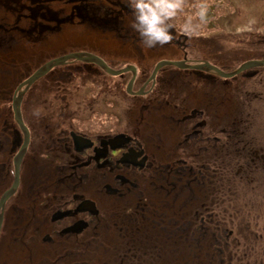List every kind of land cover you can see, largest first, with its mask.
<instances>
[{"label":"flooded vegetation","instance_id":"1","mask_svg":"<svg viewBox=\"0 0 264 264\" xmlns=\"http://www.w3.org/2000/svg\"><path fill=\"white\" fill-rule=\"evenodd\" d=\"M85 2L86 0H65L60 8L56 6L54 10L58 8L55 11L62 20L77 19L80 24H86L79 20L84 19L82 9L86 7L82 5ZM88 3L89 8L86 10H90L91 16L87 21L99 26V19L103 17L102 13L104 12L107 16L110 10L107 7L101 8L100 3L92 6L91 0H88ZM102 60L109 66L108 61ZM181 60H187L185 54ZM144 62V58L140 59V63ZM134 67L136 75L131 91L137 93L143 88V94L130 95L124 92L127 97L132 98L130 100H135V103L128 106L124 112L144 114L156 111L155 113L164 114L167 111L166 108L170 106L173 109L171 120L176 134L177 151L187 146L194 156L203 153L200 155L205 159L228 160L229 131L230 128L235 129V126L239 128L243 111L239 110L238 123L229 121L228 98L221 93H225L227 86L224 79H218L217 76L207 72L197 71V74L194 73L195 70L170 69L168 72L176 73L173 76L175 89L170 92L166 88L167 93L163 95L155 90L165 83L162 78L165 74H159L164 67L157 71L152 81H148L152 69L150 75L138 87L135 84L139 80V70L136 66ZM54 68L51 71H54ZM62 68L59 75L53 74L54 76L49 80L50 84H60L56 89H62L65 86V80L69 82V85L72 84L74 91L70 92V88L67 87L68 96H66L67 92H63L62 98L50 94L49 103L46 104L44 100L45 116L35 119L36 127L33 123L29 124L23 120L29 131V142L31 140L28 149L32 150L29 158H33V161L28 168H31L29 174H32V177L30 176L31 179L28 177L29 181L27 177L25 179L21 177L16 192L7 199L0 233L5 232V224L10 222L33 225L35 230L31 234L34 235L38 230L36 226L46 225L49 232L43 237L42 242L45 241L46 243L43 244L57 250L56 254L54 252L46 254H55L57 258L64 260L70 256L81 257L85 254L84 240L86 242L89 239L96 240L97 238L92 234L98 232L100 235L101 220L115 213V205L108 207L109 204L105 205L102 203L103 200L111 198L117 200L123 199L124 196H131V189L136 190L140 184L139 177L153 170L156 161L159 160L158 155L162 151V146L157 144L161 136L157 135L158 139L154 137L153 132L146 128L147 124L144 121L145 131L139 127L132 131H116L117 113L121 111L117 105L116 80L112 76L96 65L75 60L68 61ZM254 69L258 68L246 70L245 76H252L256 72ZM180 71L192 72L191 75H185ZM128 74L130 76L125 81L124 88L131 78V73L128 72ZM188 76L200 79L205 86L206 89L201 91L200 95L197 92H192L190 96L185 94L183 88L187 86L185 78ZM170 78L171 76H168L166 81ZM36 82L29 89L34 90ZM207 86L210 89L217 86V91L208 92ZM258 95L259 93L255 94V97ZM149 99L152 102L157 100L156 103H160L158 100H161L160 107L149 105L151 104ZM58 101H61L60 104H57ZM80 114L85 116L80 118ZM91 114L99 116L95 123L91 122ZM134 120L137 121L138 117ZM106 124H108L107 128ZM13 125V128L11 125L8 128L4 126L6 130L2 129L0 133V142L6 141L3 151H7L5 153L8 154H13L16 146L18 152L21 145L22 134L14 119ZM139 130L145 132L147 136ZM34 142L36 145L32 146ZM246 145L253 157L245 158L264 159V146L260 142L251 139ZM246 145L235 150H244ZM26 155L29 156L25 152L24 157ZM36 157L42 158L44 164L39 165ZM240 157L244 156L240 155ZM22 167L21 161L20 174H22ZM101 195L104 196L103 200ZM107 210H110V213ZM31 237L32 235L19 237V245L24 248L31 243ZM24 251L31 258L37 253L36 249Z\"/></svg>","mask_w":264,"mask_h":264},{"label":"rangeland","instance_id":"2","mask_svg":"<svg viewBox=\"0 0 264 264\" xmlns=\"http://www.w3.org/2000/svg\"><path fill=\"white\" fill-rule=\"evenodd\" d=\"M105 3L104 0H94L91 5L95 6L97 3ZM125 3V1L123 0ZM129 0L126 1L128 5ZM181 7L177 9L176 15L171 18V23L174 27V45L173 48L176 49V52L172 53H164L162 54L157 62L161 60H181L183 55H186V59L190 62H208L221 70L226 71L227 66L232 67V65L236 66L238 63L246 62L250 59H260V55H264V0H178ZM56 7V6H53ZM59 7V4H58ZM58 8H55L57 10ZM130 9V8H129ZM181 9V10H180ZM203 9V19L197 13H199ZM126 14L132 15L131 11L125 12ZM124 13H120L123 16ZM0 16L4 17L11 24L13 20L12 15L6 12L3 8H0ZM191 17V24L193 25V31L186 33L182 30V26L185 24L187 19ZM26 20L31 23V20L27 17L22 20H18L16 22V26H19L20 29H12L8 30L4 35L7 37L6 40L1 38L3 36L2 31L0 30V42L3 41L9 45V48L13 49L14 54L16 55V60L8 63V67L10 71H6L8 69H3L2 60H0V133L4 126L7 128L10 125V118H12L11 111V100L14 94V91L21 80L29 77V74L32 73L39 65L44 64L50 59L56 58L58 56H62L71 52H83V51H91V53L95 54H108L112 55L110 61L108 62L111 68L113 69H122L127 66H132L137 60L136 57L129 54L128 52H116L115 50L120 43L119 40L122 39L123 42H132L131 36L135 33L132 28L124 33L121 39H117L114 34L110 31H97L95 28L91 27L87 24H80L76 19L75 21H70V23H64L58 28L55 32L48 33L43 35V39L38 42L33 39L32 34H29L32 39H26V36L22 35L23 30L26 29ZM31 24H29L30 26ZM88 26V27H87ZM238 29H240L238 31ZM18 34V35H17ZM122 34V33H121ZM239 34V35H238ZM14 37V38H13ZM17 37V38H16ZM86 37V38H83ZM19 38V39H18ZM23 39V40H22ZM28 40V41H27ZM118 43V44H117ZM122 43V42H121ZM15 44V45H14ZM113 47L110 49L109 47ZM99 45V46H98ZM100 45L107 46L109 49L103 50ZM126 48L127 45H123ZM129 47V46H128ZM230 49L236 50L230 55ZM10 50V49H9ZM8 51V49H4L0 51L3 55V52ZM209 51V52H208ZM184 54H183V53ZM215 52H219L220 55H213ZM259 55V56H256ZM1 58V57H0ZM264 59V58H263ZM15 63L23 64L25 68L24 76H20L17 71H13V65ZM240 64V65H241ZM239 65V66H240ZM233 66V67H234ZM238 66V67H239ZM6 67V66H5ZM262 70H257L258 76L248 79L246 77V71L242 72L238 76L232 79H224L227 83L225 88V95L228 98V105L231 107H237L238 102H242L246 100V104L250 103L251 109L249 112L251 113L250 120L244 124L246 127H250V132L252 129L255 133V136L258 138V141L264 146V67ZM30 70V71H29ZM63 70L62 66L54 68V71H51L48 77H42L39 81L34 84V90L29 89L22 97L21 103V112L23 115V120L29 124L33 123L36 127L37 119L45 116V101L49 103L50 97L49 95L55 94L57 97L62 98L63 92H67L66 96H68L67 87L70 88L69 91L73 92L74 88L72 84L69 85V82L64 80L65 86L62 89H56L60 86L50 84V78L54 76L53 74L59 75ZM167 70H165L166 72ZM28 74V75H27ZM47 74L45 76H47ZM175 72H168L167 75L171 76L169 86H172L171 89H175V81L173 76H175ZM55 76V77H56ZM114 80H116L117 84V105L121 112L117 113V122H116V131L124 132L127 127V122H133L134 118H141L142 114L124 112L128 106L133 105L135 100H130L132 98L127 97L124 92L127 93L125 87V81L127 80V74L123 76H113ZM48 80V81H47ZM224 82V81H222ZM185 83L187 86L185 89L183 88L185 94L190 96L193 93L197 92L199 95L201 91H204L206 88L203 86V83L194 78L188 76L185 78ZM208 87V86H207ZM217 87V86H216ZM216 87H208V92L213 91L214 93L217 91ZM53 89V90H51ZM51 91V93H50ZM224 91V90H223ZM88 93V92H87ZM248 93V95H246ZM259 93L258 97L255 94ZM75 96V95H74ZM241 98L236 102L237 98ZM77 98V96H75ZM173 101V97L171 98ZM160 103H156V105L160 107ZM61 101H58L57 104H60ZM71 105H74L71 103ZM83 105V103L81 104ZM172 105V104H170ZM173 109H171V112ZM235 108L232 109L231 113H229L230 117L236 116ZM245 111H247L245 109ZM8 112V113H7ZM239 113V111H238ZM91 122L95 123L99 116L96 114H91ZM144 117L151 116L153 123L150 122V126H155L156 128L164 127V119L162 116L164 114H143ZM85 114H80V118H83ZM247 114L243 112L244 120L247 121ZM249 118V117H248ZM36 119V120H35ZM102 121V118L100 119ZM142 121H144L142 119ZM141 121V122H142ZM172 121V120H171ZM139 122V121H138ZM132 123V125H133ZM8 124V125H6ZM84 124V123H83ZM98 124V122L96 123ZM135 124V123H134ZM170 124V120H169ZM130 125V126H132ZM171 125V124H170ZM174 125V124H173ZM108 127V124L105 125ZM149 127L146 125V128L149 130ZM144 126L142 127L143 131ZM6 130V129H4ZM153 135L158 131L153 129ZM173 132V131H172ZM146 135L145 132H141ZM174 134V132L172 133ZM248 134V133H246ZM143 135V136H145ZM176 135V134H175ZM147 136V135H146ZM22 139V138H21ZM256 139V138H255ZM21 142V140H20ZM6 141L0 142V196L5 189H7L13 180V166H12V158L13 155L17 152V146L12 153H5L7 151H3L5 149ZM31 143V140L30 142ZM28 143V144H29ZM173 143V142H172ZM2 145V146H1ZM19 145V144H18ZM31 145V144H30ZM34 142L32 146H35ZM4 146V147H3ZM172 147V146H171ZM9 150V149H6ZM32 153L31 149H26V154L29 156H23L22 158V174L21 177L30 176L29 171L27 170L28 165L33 161V158L30 155ZM192 153V152H191ZM159 153V159L163 160L168 158L166 154L161 155ZM6 155V156H5ZM25 155V154H24ZM4 156V157H3ZM3 158V159H2ZM8 159V161H6ZM6 161V162H4ZM37 163L44 164L42 158L36 157ZM4 162V163H2ZM25 163V165H24ZM47 163V162H46ZM41 175V174H40ZM38 177V176H37ZM43 177V176H42ZM256 177V176H255ZM255 177L247 180L246 184L241 187V194L244 196H250L251 193L254 192V188H252V182L258 179L259 177ZM44 178V177H43ZM31 179V178H30ZM39 179V177H38ZM40 180V179H39ZM44 180V179H43ZM242 183V182H241ZM24 184V183H23ZM26 184V183H25ZM252 188V189H251ZM144 193L146 194V190L142 187ZM264 187L261 188L263 192ZM104 199V196L101 195V200ZM113 200V201H112ZM122 202V199L115 200L114 198L105 199L102 203L105 205L109 204L108 207L114 206L117 203ZM197 202V201H196ZM264 202V201H262ZM193 204H186V208L191 207ZM262 208V205H260ZM110 213V210H107ZM188 216H190L191 212H185ZM120 214V209L117 211L116 222L118 223V215ZM253 217L246 219L244 225L240 227L245 230L243 240L237 238L239 241V248L245 250L247 252L250 246L253 247V252L247 258V260H243L244 264H259L261 260V264H264V251L261 245V239H264V216L250 214ZM261 216V217H260ZM111 218V216L106 217ZM113 222V219H112ZM115 222V218H114ZM38 228L36 235L31 234L33 230H35L33 225H26L25 223H6L5 224V232L0 233V264H54L53 261L50 262H32L35 259H49L52 257L51 255H47V252L57 251L55 248L52 249L49 247L45 241L42 242L43 237L48 234V228L46 225L36 226ZM123 228H125V224L119 223L114 226L111 225L109 231L106 232L104 236H102L105 244L99 245V239H89L87 242L84 240V252L85 254L81 257H69L72 260H69V264H116L118 259V251L117 246L126 241V237L123 235ZM41 229V230H40ZM158 227H156V230ZM25 231L22 233V231ZM22 233V234H21ZM101 233V232H100ZM32 235L31 243L25 246L24 248L19 245L20 241L19 237H29ZM255 235H260L259 238H255ZM259 239V240H258ZM256 241V242H254ZM242 242V243H241ZM264 244V241H263ZM47 246V247H45ZM26 249H36L40 254L32 255V258L26 254ZM175 252L176 254L179 252ZM187 250H184V252ZM190 254V258L182 256L179 252V255L176 259L177 264H193V250L190 249L187 251ZM174 254V253H173ZM175 254V255H176ZM175 255H172L170 261L165 262V255L163 256L160 264H174L175 263ZM56 256V255H55ZM146 256V255H145ZM258 260H255L257 259ZM246 261V263L244 262ZM162 262V263H161ZM62 264L65 263V261ZM242 264V263H240Z\"/></svg>","mask_w":264,"mask_h":264},{"label":"trees","instance_id":"3","mask_svg":"<svg viewBox=\"0 0 264 264\" xmlns=\"http://www.w3.org/2000/svg\"><path fill=\"white\" fill-rule=\"evenodd\" d=\"M104 1L105 3L101 4L102 7H107L110 12L106 16L102 11V19L106 17L115 25H117L118 21L121 22V27H115L113 30L114 36L117 39H121L124 36L123 34L131 29L133 16L125 13L129 11L125 7L120 9V5L117 4L116 0L112 2L110 0ZM64 2L65 0H0V8H3L12 15L14 20L10 24L8 20L0 16V30L2 31L3 26L11 27V29H20L19 26H16V22L28 17L31 20V25H27L26 29H22L24 31L22 35L26 36V39H30L29 34L34 33L32 15L36 16L37 25L42 26L45 22L54 21L57 24L55 28H60L64 23H70L71 19L66 18L62 20L53 6H58L59 4L58 8H60ZM83 6L86 9L89 8L88 0H86ZM86 9H82L84 10L82 15H85L84 19L88 22L90 10ZM120 10L124 13L123 16L118 18L112 14L113 12L118 13ZM79 20L82 22L81 19ZM166 22L171 25L169 30L174 38V27L171 23V18ZM131 41L123 42L122 39L119 40L118 43L121 46H117L114 50L115 53L128 52L136 57L137 61L133 65L139 70L138 74L140 78L138 77L139 80L135 84L138 87L150 75L155 64L160 60L159 57L164 53L176 52V49L172 47L174 45L173 40L165 44V46L145 47L140 42L137 33L131 36ZM123 45H127L126 48ZM234 51L236 50L230 49V55ZM97 55L108 62L112 56L103 53ZM213 55L218 56L220 53L215 52ZM142 58L145 60L144 63H140V59ZM263 58L264 55H260V59ZM240 64L238 63L236 66L232 65V67L227 66L228 69L226 71L235 70ZM20 67L21 70H18L17 73L22 77L25 74V68L22 65ZM170 69L175 70L176 68L164 67L159 71L160 75L165 74L162 76L165 83L155 90L158 94L166 95V88L172 92V86L168 85L170 79L166 81L168 78L167 73ZM262 69H254L256 72L252 76H248V79L258 76L257 70ZM165 70L167 71L165 72ZM180 72L185 75H191L192 71ZM194 73L198 74L197 71ZM127 76L129 77L130 74L127 73ZM196 80L198 82V78ZM199 81L201 82L200 79ZM166 82H168L167 85ZM162 99L168 100L166 97H162ZM238 100H241V98L239 99L238 97L236 102ZM148 101L151 102L149 105L159 107L151 99ZM233 108L237 109L235 112L236 116H229L230 122L234 121V123H238L240 121V114L238 113L240 109L247 114V121L243 117L241 118V127L236 128L237 126H235V129L230 128L229 158L226 161L221 159H205L200 155L203 153L194 156L187 146L177 151L176 135L175 133L172 134L174 132V126L171 121L172 108L170 106L166 108L168 112L165 111L162 116L164 127L161 129L156 128L158 131L155 135L157 139V135L161 136L157 144L162 146L161 155L166 154L168 158L156 161L151 172L139 177L140 184L136 190L131 189L132 195L123 197L122 202L132 203L133 205V207L127 208L124 211L126 214V217L124 216L125 219H122L118 215V223L116 219L115 222H112L109 218L101 220L99 245L105 244L102 236L109 231L111 225L116 226L122 222L125 224L123 235L126 237V241L121 244V248L127 251V253L119 250L120 255L118 254L116 258L118 259L116 264H160L159 262L162 261L164 255L165 262H169L171 256L175 255V252L178 250H180L179 252L182 256L190 258V254L187 252L190 249L193 250V264H244L243 260H247L251 255L253 247L250 246L246 252L243 248H239V241L236 239L241 238L243 242L246 239L244 237L245 230L240 226L244 225L243 223L246 222L248 216L249 218L253 217L250 214L264 216V202H262L264 201V190L258 194L261 188L264 187V159L249 160V158H245L246 156L253 157L252 153L248 151L247 141L251 139H254V141L258 140L253 129L250 132L249 128L251 126H244L251 117V113L249 112L251 109L250 103L246 104V100H243L242 102H238L237 107L228 105V115ZM155 112L151 111L148 114H159ZM9 120L13 128L12 118ZM169 120L171 125L169 124ZM141 121L142 119L138 118L137 121L134 120L135 124L127 122L128 129L126 130L132 131L138 127L141 129L143 126V121ZM149 121L153 123L155 120L149 116ZM150 127L154 128L153 126ZM139 131L142 132L141 130ZM244 145H246L244 150H235ZM240 155L244 157L241 158ZM255 176L259 178L256 179ZM254 177L256 179L252 182L254 192L250 196L243 197L241 187L246 184L247 180H253ZM142 187L146 190V194ZM187 203L193 205L186 208ZM260 205H262V208ZM185 212H191L190 216ZM156 227H158L157 230ZM255 236L257 239L260 235ZM260 241L264 251V239ZM184 250L187 251L184 252ZM179 252L174 257V264H177L176 259ZM255 260H258V258ZM244 262L246 263V261ZM259 264H261V260Z\"/></svg>","mask_w":264,"mask_h":264},{"label":"water","instance_id":"4","mask_svg":"<svg viewBox=\"0 0 264 264\" xmlns=\"http://www.w3.org/2000/svg\"><path fill=\"white\" fill-rule=\"evenodd\" d=\"M68 60H77L84 63L89 64H95L98 67H100L105 73L117 76L120 74H124L127 72L131 73V78L126 86V91L130 95H142L143 94V88H141L139 92L133 93L131 91L132 83L134 81L135 75H136V68L134 66H127L122 69L113 70L110 67H108L105 62L100 59L99 57L88 54L84 52H73L68 53L62 56H58L56 58H53L47 62H45L43 65H41L37 70H35L29 77H27L24 81H22L17 87L13 94L12 98V104L11 109L13 112V119L17 126L19 127L21 134H22V144L20 146L19 151L16 153V155L13 157V182L8 190L3 192V194L0 197V229L2 225V213L4 210V205L7 199L15 193V191L18 188L19 185V170H20V163L22 161V158L26 152V148L29 143V131L27 127L25 126L22 114H21V101L23 95L28 91L29 87L36 81H38L40 78H42L44 75H46L51 69L54 67L60 66L61 64L65 63ZM165 66H173L181 70H195V71H201V72H207L214 74L220 78L223 79H229L234 76H237L238 74L249 70L253 68H260L264 67V59H252L248 60L246 62H243L239 67H237L235 70L231 72H225L219 69L218 67L205 62H196L194 64L189 63L187 60H178V61H171V60H161L156 63V65L153 68V71L149 77L148 81H152L157 73V71L160 68H163ZM121 136V135H119ZM87 202V201H86ZM91 203V202H90Z\"/></svg>","mask_w":264,"mask_h":264},{"label":"clouds","instance_id":"5","mask_svg":"<svg viewBox=\"0 0 264 264\" xmlns=\"http://www.w3.org/2000/svg\"><path fill=\"white\" fill-rule=\"evenodd\" d=\"M128 6L133 16L131 28L145 47L165 45L173 40L169 30L171 25L166 21L175 16L181 7L178 0H129ZM197 15L203 19V9ZM182 30L186 33L193 31L191 17L182 26Z\"/></svg>","mask_w":264,"mask_h":264},{"label":"bare ground","instance_id":"6","mask_svg":"<svg viewBox=\"0 0 264 264\" xmlns=\"http://www.w3.org/2000/svg\"><path fill=\"white\" fill-rule=\"evenodd\" d=\"M92 2L94 1V0H91ZM125 1V3L123 2V0H117V4L118 5H120V9L122 8V7H125L126 8V10H129V11H131V13H132V9H129V6L126 4V1L127 0H124ZM128 3V2H127ZM102 3L100 2V5H101ZM129 4V3H128ZM103 5V4H102ZM102 5H101V8H104V7H102ZM120 13H122L121 12V10L118 12V13H112L113 15H115V16H117L118 18L121 16L120 15ZM91 16V15H90ZM31 19L33 20V22H34V24H33V31H34V33L32 34V37H33V39H36L38 42H40V40L41 39H43V35H46V34H48V33H52V32H55L57 29H58V27L57 28H55L56 27V22H54V21H49V22H45L42 26L41 25H37V20H36V16L35 15H32V17H31ZM95 19H98V18H95ZM81 20H83L82 22H85L86 24H89L91 27H93V28H95L97 31H110V32H112L113 33V30L115 29V27H117V28H119V27H121V22L120 21H118L117 22V25H115L111 20H109L108 18H106V17H104V19H99L100 21V25L98 26L97 24H95V23H89V22H86V21H84L85 19H81ZM26 26L28 25L29 26V24H31L28 20H26ZM83 25V24H82ZM88 27V26H87ZM1 29V28H0ZM10 31V30H12L11 29V27H2V34H3V36L1 37V38H3L4 40H6L7 39V37H5L6 35H4L7 31ZM32 37H30V39H32ZM42 37V38H41ZM14 38V37H13ZM41 38V39H40ZM83 38H86V37H83ZM15 45V44H14ZM99 46V45H98ZM102 45H100V47H101ZM109 47H110V44H109ZM109 47H107V46H103V47H101V49H103V50H106V49H109ZM13 48V47H12ZM12 48H9V45L8 44H6L5 42L3 43V41H1L0 42V51L2 50H4V49H8V51H6V52H3V55L1 54V58H0V60H2V62L1 63H3V69H8V70H6V71H10V68H7L8 67V63L10 62V59H11V61H15L17 58H16V55L14 54L15 52H13V49ZM10 49V50H9ZM110 49H113V47H110ZM84 53H88V54H93V55H95V56H97V57H99L97 54H95V53H91V51H83ZM71 53H73V52H71ZM100 59H101V57H99ZM68 61H70V60H68ZM68 61H66L65 63H63V64H61L60 66H63V65H65ZM75 61H77V60H75ZM82 63H84V62H82ZM192 64H194V63H196V62H191ZM85 64H89V63H85ZM106 64V63H105ZM20 65H23V64H17V63H15L14 65H13V71H18V70H21V67H20ZM93 65H95V64H93ZM107 65V64H106ZM6 66V67H5ZM97 66V65H96ZM108 66V65H107ZM108 67H110L111 68V66L109 65ZM165 67H173V66H165ZM56 68V67H55ZM100 68V67H99ZM101 69V68H100ZM111 69H113V68H111ZM37 70V69H36ZM113 70H118V69H113ZM103 71V70H102ZM33 73V72H32ZM32 73H30L29 74V76L32 74ZM128 73V72H127ZM125 74V73H124ZM108 75H110V74H108ZM120 75H122V74H120ZM120 75H117V76H120ZM110 76H112L113 77V75H110ZM22 81H24V80H22ZM21 81V82H22ZM20 82V83H21ZM19 83V84H20ZM18 84V85H19ZM127 86V85H126ZM16 90V89H15ZM15 92V91H14ZM13 98V97H12ZM11 104H12V100H11ZM10 104V105H11ZM144 114H148V113H144ZM141 118L146 122V124H147V126L149 127V124H150V121H149V117L148 116H146V117H144V115L142 114V116H141ZM153 126V125H152ZM154 128L153 129H156V127L155 126H153ZM152 127H150L149 128V131L150 132H153L152 130ZM159 129V128H158ZM21 144H22V139H21ZM21 146V145H20ZM28 147V146H27ZM20 149V148H19ZM27 149V148H26ZM19 151V150H18ZM16 155V154H15ZM20 166H21V163H20ZM27 170L28 171H30L31 170V168H28L27 167ZM20 178H21V176H20V170H19V183H20ZM27 179V181H29V179H28V177L26 178ZM12 182H13V180H12ZM12 184V183H11ZM11 186V185H10ZM10 186L7 188V189H5L3 192H5L6 190H8L9 188H10ZM19 186V185H18ZM16 192V191H15ZM3 194V193H2ZM12 196V195H11ZM10 198V197H9ZM6 203V202H5ZM117 204L114 206V207H116V210H115V213L114 214H112L111 215V218L113 219V222H114V218L116 219V215H117V211H118V209H120V214H119V216L120 217H122V219H125V217H126V214H125V210L127 209V208H130V207H133V205H132V203H127V202H116ZM4 207H5V205H4ZM4 211V210H3ZM125 216V217H124ZM2 217H3V213H2ZM112 219H110L109 218V220H111L112 221ZM95 236L97 239H100V235H99V233L98 232H96L95 234H92V236ZM91 236V237H92ZM93 238V237H92ZM84 246V245H83ZM45 247H47V246H45ZM124 248V247H123ZM117 249H118V251H116L115 250V252H117L119 255H120V253H119V250H121L122 252H126L127 253V251H124L122 248H121V244H119L118 246H117ZM129 251V250H128ZM36 254H40V252H37ZM48 256L49 255H51L52 257H49V259H35V260H33L32 262H34V263H37V262H50L51 263V261H53V263L54 264H62L64 261H65V263H68L69 264V260H72L71 258H68V259H64V260H62L61 258H57L56 256H55V254H47ZM39 264V263H38Z\"/></svg>","mask_w":264,"mask_h":264}]
</instances>
